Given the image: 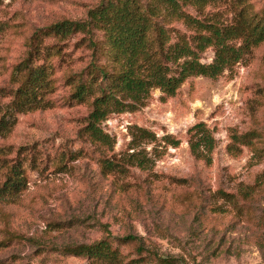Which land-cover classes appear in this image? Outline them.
<instances>
[{
  "label": "rangeland",
  "instance_id": "rangeland-1",
  "mask_svg": "<svg viewBox=\"0 0 264 264\" xmlns=\"http://www.w3.org/2000/svg\"><path fill=\"white\" fill-rule=\"evenodd\" d=\"M100 2L0 0V121L34 32L83 18ZM244 9L262 17L264 0H226L206 11L232 20ZM175 25L191 35L183 21ZM79 38L45 39L62 48L48 59L54 90L0 128V187L13 169L24 177L2 204L0 264H107L63 250L102 239L118 250L111 264H264V41L217 78L192 76L174 96L153 88L134 108L112 111L101 123L108 143H100L83 130L92 98H73L92 57ZM214 55L209 46L202 61ZM199 123L214 137L211 162L191 149ZM128 233L152 252L140 254Z\"/></svg>",
  "mask_w": 264,
  "mask_h": 264
},
{
  "label": "trees",
  "instance_id": "trees-1",
  "mask_svg": "<svg viewBox=\"0 0 264 264\" xmlns=\"http://www.w3.org/2000/svg\"><path fill=\"white\" fill-rule=\"evenodd\" d=\"M223 1L226 2L101 0L83 18L63 19L37 29L30 38L28 55L12 72L11 83L19 85L9 108L2 115L0 128H5L6 122L16 113L46 102V96L54 90L53 66L48 59L59 55L62 48L58 42L56 47L45 45V39L50 36L60 39L75 36L78 39L80 36L79 43L90 48L92 57L85 70L77 74L73 98L80 102L92 98V109L83 130L93 141L108 143V135L101 123L112 111L134 108L153 88H160L167 96H174L192 76L217 78L264 41V16L249 15L244 9L229 20L222 18L220 11H206L207 7ZM187 7L195 10L191 12ZM182 21L192 30L191 35L175 25ZM209 46L215 47V55L212 62L204 63L201 54ZM55 48L56 52L53 51ZM103 58L111 61L115 69L101 63ZM195 128L199 137L191 143V149L211 162L209 154L215 147L214 137L204 123L197 124ZM13 172L14 177H8L0 187V216L2 204L14 200L12 196L19 193L23 185L22 172L16 169ZM11 236L37 242L29 235ZM124 239L138 242L140 254L152 252L141 235L128 233ZM2 244L3 240L0 241ZM63 250L68 254L86 256L93 262L111 264L118 258V250L106 239L67 245ZM160 260L170 264L168 259Z\"/></svg>",
  "mask_w": 264,
  "mask_h": 264
}]
</instances>
